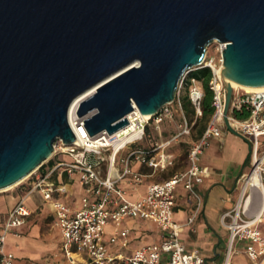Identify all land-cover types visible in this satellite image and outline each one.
Segmentation results:
<instances>
[{
  "label": "water",
  "instance_id": "obj_1",
  "mask_svg": "<svg viewBox=\"0 0 264 264\" xmlns=\"http://www.w3.org/2000/svg\"><path fill=\"white\" fill-rule=\"evenodd\" d=\"M216 40L227 78L264 86V0H0V191L77 141L76 98L97 87L77 116L91 136L114 134L134 107L154 115L173 102ZM225 87L226 127L247 141Z\"/></svg>",
  "mask_w": 264,
  "mask_h": 264
},
{
  "label": "built area",
  "instance_id": "obj_2",
  "mask_svg": "<svg viewBox=\"0 0 264 264\" xmlns=\"http://www.w3.org/2000/svg\"><path fill=\"white\" fill-rule=\"evenodd\" d=\"M212 45L217 56H210L208 47L204 63L185 74L174 101L162 106L156 114L146 117L134 107L127 115V126L114 134L103 132L96 136H91L85 126L87 117L75 118L72 128L77 141L66 145L60 140L55 145L54 155L23 182L31 181V187L0 225V264H20L8 249V239L22 236V227L33 215L26 198L35 191H41L44 202L54 210L55 226L62 231V251L69 264H207L198 251L188 250L183 243L181 229L185 225L176 223L174 216L176 188L182 185L197 201L196 211L186 225H193L196 221L202 207L198 186L208 174L200 164L201 157L213 140L223 138L222 129L226 126L223 53L227 45L218 40ZM203 68L212 72L210 89L214 93L215 112L203 135L189 150V167L163 182L150 185L145 195L136 201L129 200L127 190L120 186V182L130 178L132 185L137 187L144 179L142 173L133 169V163L149 167L154 172L174 166L175 157L167 149L190 137L197 120L203 116L205 91L202 82L192 76L194 71ZM185 97L194 110L193 120L184 111ZM234 111L248 112L249 118L240 120L233 115ZM177 114L182 116L178 131L164 141L157 140L154 133H162V126L174 120ZM228 120L232 128L248 141L252 151L250 172L240 180V200L221 219L230 231L228 254L223 264H232L238 245H244L253 264H264V233L260 227L264 223V89L248 93L234 88ZM59 155H68L72 161H59L50 173L41 174L42 167ZM60 168L70 176L78 175L83 195L77 207L62 202L59 197L69 190L50 180ZM254 174L259 178L255 187L251 181ZM127 219L155 223L163 239L135 249L130 255L116 252L115 246L126 249L130 245L131 231L123 227ZM110 227H114L111 232Z\"/></svg>",
  "mask_w": 264,
  "mask_h": 264
},
{
  "label": "crops",
  "instance_id": "obj_3",
  "mask_svg": "<svg viewBox=\"0 0 264 264\" xmlns=\"http://www.w3.org/2000/svg\"><path fill=\"white\" fill-rule=\"evenodd\" d=\"M176 118L167 121L162 126V133H154L157 140L164 141L174 135L179 124ZM178 127L175 132L165 136L166 128ZM223 138L213 140L211 146L207 148L201 157L200 164L207 170L208 174L204 182L198 186L202 197V207L193 225H186L188 219L196 211L197 201L192 198L182 185L176 188L175 222L185 225L181 229V239L190 251H198L206 260L207 264H223L226 260L230 231L222 224V216L234 209L240 200V180L250 172L251 165L249 145L244 139L230 132L223 127ZM198 140L194 131L190 137H185L177 143H173L167 152L175 157V164L165 171L154 172L153 169L133 163L134 170L142 173L144 179L142 184L134 187L130 178L120 182V186L127 190L128 199L136 201L144 196L150 185L163 182L172 177L177 172H183L189 167L187 159L181 162L183 144H187V153L193 144ZM59 161H72L68 155H59L53 158L50 163L42 167L40 173L46 175L50 173ZM180 162L181 166H179ZM123 169V165H119ZM50 180L57 185H65L69 192L59 197L62 202L68 203L72 207L80 204L83 189L79 184L78 175L70 176L63 168L57 170ZM32 182L27 181L11 190L5 197H0V225L3 223L13 206L18 203L31 187ZM37 192V191H35ZM41 202L34 207L26 204L33 211V215L28 218L22 227L20 238L10 237L8 239V249L16 255V261L20 264H69L62 251V231L55 226V213L50 205L44 202L41 191ZM258 209L256 208L255 211ZM123 227L129 228L130 245L124 249L115 246L118 253L130 255L135 249L144 245L158 243L163 239L161 230L155 223L150 221L127 219ZM264 233V223L261 224ZM114 227L109 228L111 232ZM232 264H253L244 251V245L237 248L232 256Z\"/></svg>",
  "mask_w": 264,
  "mask_h": 264
},
{
  "label": "trees",
  "instance_id": "obj_4",
  "mask_svg": "<svg viewBox=\"0 0 264 264\" xmlns=\"http://www.w3.org/2000/svg\"><path fill=\"white\" fill-rule=\"evenodd\" d=\"M192 76L197 78L198 80H200L202 82V85H203V88L205 91V97H204V101H203V116L197 120V122L194 126V130H197V136L199 138L203 135V133L207 129L208 123H209L211 117L213 116V114L215 112V108L213 107L214 93L210 89V80L212 78V72L209 68H203V69H199V70L194 71L192 73ZM187 104L191 105L189 99L187 97H185L183 107H184V111H185L187 117L189 118V116H188L189 110H188V108H186ZM191 108H192V106H191ZM191 113L194 114L193 108L191 110ZM233 115L240 120H245V119L249 118V113L245 112V111H234Z\"/></svg>",
  "mask_w": 264,
  "mask_h": 264
},
{
  "label": "bare ground",
  "instance_id": "obj_5",
  "mask_svg": "<svg viewBox=\"0 0 264 264\" xmlns=\"http://www.w3.org/2000/svg\"><path fill=\"white\" fill-rule=\"evenodd\" d=\"M226 81L230 82L231 85L233 86V88L236 89H243L246 92L250 93V92H255V91H260L264 89V86L262 87H247V86H243L240 85L232 80H230L229 78L226 77ZM97 87L92 88L91 90L87 91L86 93L82 94L81 96H79L78 98H76L73 103L70 106L69 109V123L72 127H74V120L77 117V112H78V108L81 104V102L83 100H85L86 98L90 97L91 95H93L96 91H97ZM144 115V114H143ZM146 117H150V115H144ZM27 179V178H26ZM25 179V180H26ZM25 180H23L22 182H20L19 184L23 183ZM252 181V185L255 187L258 183H259V178L256 174H254L251 178ZM19 184H16L12 187H9L7 189L1 190L0 193H7L10 192L11 190L15 189V187H17Z\"/></svg>",
  "mask_w": 264,
  "mask_h": 264
},
{
  "label": "rangeland",
  "instance_id": "obj_6",
  "mask_svg": "<svg viewBox=\"0 0 264 264\" xmlns=\"http://www.w3.org/2000/svg\"><path fill=\"white\" fill-rule=\"evenodd\" d=\"M209 55L210 56H217V53H216L215 48H214L213 45L210 46V48H209ZM186 108H188V110H189V112H188L189 118L191 120H193L195 117H194V114L191 113V110H192L191 105L190 104H187V107ZM176 117H177L176 118V122H177V124H179L182 121V116H181V114H177ZM177 126L175 124V126H173V127L166 128L165 136L168 135V134H170V133H172V132H175L177 130V128H178ZM194 134L197 135V130H194ZM186 146H187V144H183L184 151H182V155H181V158H180L181 159V162H183V161H185L187 159L188 153H187V147ZM181 162H180L179 166H181V164H182ZM248 164H250V162ZM10 193H11V191L10 192H7V193H0V197H5V196L9 195ZM40 202H41V195H40V192L37 191V192H33L31 194V196H29L28 201H27V204L30 207H34L37 204H39ZM238 247H240V245H238L237 248Z\"/></svg>",
  "mask_w": 264,
  "mask_h": 264
}]
</instances>
